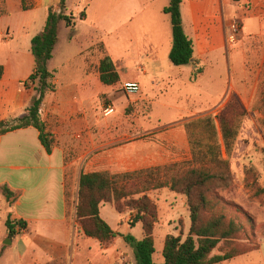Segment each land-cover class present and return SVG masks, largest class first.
<instances>
[{"label":"crops","instance_id":"crops-1","mask_svg":"<svg viewBox=\"0 0 264 264\" xmlns=\"http://www.w3.org/2000/svg\"><path fill=\"white\" fill-rule=\"evenodd\" d=\"M2 1L0 37L15 43L13 51L5 54L6 62L0 64L5 69L0 80V121H8L22 116L34 96L23 83L34 73L35 60L33 55L23 56L22 51L29 45L31 51V41L42 32L48 9L55 7L60 12L61 0ZM74 1L79 5L76 10L71 0L66 1L64 10L80 22L72 28L64 23L59 27V40L48 64L55 74L56 91L46 96L40 111L41 120L55 141L52 153H47L39 132L32 127L0 138V214L5 222L11 217L27 223V229L14 239L8 237L7 229L0 237V246L5 247L9 239L10 246L15 242L18 245L13 264H135L134 252L131 247H120L119 237L111 247H102L83 234L76 219L81 175H115L192 161L184 127L164 133L151 130L146 137L124 142L121 139L126 134L146 131L138 132L142 129L130 123L124 131H116L105 114L107 106L101 105L102 97L112 88L100 80L99 66L106 55L111 57L118 73V61L126 67L140 64L137 67H143L153 83L164 76V70H180L193 76V65L175 67L169 59L173 33L172 25L162 16L164 8L157 14L152 11L158 0H124L118 6L115 0ZM82 13L85 16L80 18ZM181 13L185 33L194 42V62L215 59L223 48L228 27L236 20L242 22L241 42L254 43L264 51V0H183ZM79 37L90 40L78 48ZM112 38L117 43L128 38L137 47L132 54L127 49L115 56ZM18 42L24 43L22 49L16 45ZM140 82L121 80L118 84L134 83L142 88ZM235 96L242 107H251L240 93ZM190 117L196 119L201 115ZM3 187L14 194L11 202L4 196ZM105 209L106 218L102 216ZM100 215L116 233L126 224L130 228L127 236L142 239V227L131 228L109 205L101 206ZM163 248L164 243L157 250L158 263L164 261ZM242 256L221 264H244L238 261Z\"/></svg>","mask_w":264,"mask_h":264},{"label":"trees","instance_id":"trees-1","mask_svg":"<svg viewBox=\"0 0 264 264\" xmlns=\"http://www.w3.org/2000/svg\"><path fill=\"white\" fill-rule=\"evenodd\" d=\"M66 1H60V12L55 7L48 9L42 32L31 41L35 71L25 83L26 88L34 92L30 106L22 116L0 121V138L10 132L32 127L39 132V140L49 154L55 141L42 122L40 111L46 96L56 91L55 74L49 70L48 64L53 59L59 40V27L64 23L72 28L76 22L73 14L63 12ZM182 3L183 0H170L169 6L164 9L171 19L173 45L169 59L175 67L197 63L194 62V42L183 27ZM23 8L26 10L25 6ZM84 16L85 13H82L80 18ZM4 71L0 65V80ZM202 73V69H198L193 75ZM99 74L105 86H115L120 82L119 73L108 55L100 62ZM245 115V111L235 104L224 109L219 117L223 144L229 153L237 142L240 119ZM186 130L193 155L191 162L173 163L118 176L107 172L81 175L76 219L87 238L96 240L102 247H111L119 237L100 215L101 206L110 205L121 215L127 212L135 214L129 223L131 228L142 227V239L133 235L124 238L125 243L133 249L135 264H221L253 251L241 250L237 246L243 228L229 216L230 205L220 195V190L232 187L233 174L224 159L215 118L208 115L189 121ZM165 188L186 197L191 226L185 238L166 237L162 251L164 261L158 263L154 256L157 253L155 228L159 224V214L149 193ZM3 194L11 202L14 194L8 187H3ZM5 226L10 239L27 229L25 221L11 217L6 220Z\"/></svg>","mask_w":264,"mask_h":264},{"label":"rangeland","instance_id":"rangeland-1","mask_svg":"<svg viewBox=\"0 0 264 264\" xmlns=\"http://www.w3.org/2000/svg\"><path fill=\"white\" fill-rule=\"evenodd\" d=\"M124 2V0H115L116 6ZM71 3L74 10L79 7L76 1L71 0ZM3 4V1L0 0V10L3 8ZM169 4L170 0H158L152 11L157 14ZM63 12L68 15L65 10ZM232 14L236 17L235 11ZM162 16L171 25L170 16L165 14L164 10ZM116 18L117 14L115 13L114 19ZM76 22H80V20H76ZM63 35H66L65 30H63ZM242 38L243 34L238 43L230 45L225 34L223 48L218 56L215 59L210 58L207 63L197 62L193 65V73L198 69H202L203 73L192 74V77L187 72L180 73V70L173 72L164 70V76L159 77V81L153 83L151 75L146 76L143 67L140 69L137 67L140 64L126 67L122 65V61H118L120 81L141 80L142 88L136 95H127L123 91V84L110 86L112 88L107 95L102 97L101 105L102 107L112 106L106 115L110 122L109 125L116 131L127 129V123L139 126L142 131L138 132L146 131V133L138 135L126 134L121 139L124 142L134 141L138 137H146L151 130L164 133L170 129L181 130L184 127L191 148L186 130L187 123L194 119L190 116L201 115L199 118L213 116L219 129L224 159L233 174L232 187L229 190H220V195L230 205L228 207L229 216L243 228L237 246L241 250H256L261 247L258 251L243 255L238 261L244 264H264V51H261L260 46L254 43L241 42ZM6 40L8 37H0V64L6 62L5 54L13 51L15 44L7 43ZM88 40H90L88 37H79L76 41L77 47H82ZM110 44L115 49V56H120L127 49L132 54L137 47L135 43L129 42L128 38H125L123 43H117L115 38H112ZM16 45L22 49L24 43L18 42ZM22 52L23 56L26 54L32 56L30 45ZM132 62L134 60H131ZM25 83L26 81L23 83L24 87H26ZM235 91L248 99L252 104L251 107L248 109L242 107L235 96L237 93ZM235 104L245 111L246 115L240 119V133L229 153L223 144L219 117L224 109ZM99 113L102 115V120L106 119L101 109ZM181 116H183L182 120L178 121ZM153 168L156 167L149 169ZM110 174L118 176L126 173ZM149 196L156 204L159 214V224L156 226L157 229L155 228L157 250L163 246L167 234L185 238L191 225L186 197L175 194L166 188L152 191ZM110 207L116 214V210L112 206ZM106 210L102 213L104 217ZM120 216L127 223H131L135 214L127 212ZM123 225L119 231L118 245L130 247L124 241L127 236L126 232L130 228L126 224ZM5 234V221L3 215L0 214V237ZM15 247H18L16 242L13 246L5 245V248L3 245L0 246V257L2 256L0 264L16 262ZM158 257L156 253L155 261Z\"/></svg>","mask_w":264,"mask_h":264},{"label":"built area","instance_id":"built-area-1","mask_svg":"<svg viewBox=\"0 0 264 264\" xmlns=\"http://www.w3.org/2000/svg\"><path fill=\"white\" fill-rule=\"evenodd\" d=\"M243 34L242 22L236 20L233 21L230 26L228 27V32L226 35L227 42L230 45H235L241 39ZM123 91L127 95H136L140 91V86L134 83H126L123 85ZM112 106H107L105 108V114H108L109 110H111Z\"/></svg>","mask_w":264,"mask_h":264},{"label":"water","instance_id":"water-1","mask_svg":"<svg viewBox=\"0 0 264 264\" xmlns=\"http://www.w3.org/2000/svg\"><path fill=\"white\" fill-rule=\"evenodd\" d=\"M5 245H12V241L9 239L8 240V243L6 242V243H4Z\"/></svg>","mask_w":264,"mask_h":264}]
</instances>
